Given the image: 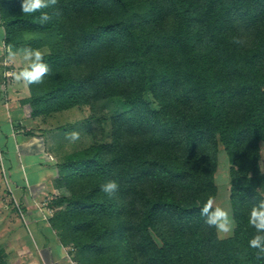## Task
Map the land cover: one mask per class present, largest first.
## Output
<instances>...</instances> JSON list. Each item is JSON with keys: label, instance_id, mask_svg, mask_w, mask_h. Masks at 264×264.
<instances>
[{"label": "trees", "instance_id": "1", "mask_svg": "<svg viewBox=\"0 0 264 264\" xmlns=\"http://www.w3.org/2000/svg\"><path fill=\"white\" fill-rule=\"evenodd\" d=\"M20 2L0 0L5 43L48 49L50 74L24 101L32 118L113 98L128 106L108 136L100 126L59 164L55 185L69 195L51 201L49 222L74 260L264 264L248 247V215L264 199V0H58L44 26ZM221 146L237 223L227 238L200 215L218 193ZM0 264H10L1 245Z\"/></svg>", "mask_w": 264, "mask_h": 264}, {"label": "rangeland", "instance_id": "2", "mask_svg": "<svg viewBox=\"0 0 264 264\" xmlns=\"http://www.w3.org/2000/svg\"><path fill=\"white\" fill-rule=\"evenodd\" d=\"M4 29V25H0V44H2V39L5 41ZM33 45L35 44H27L25 48ZM36 50L44 54L46 52L44 50L47 49L42 46L36 48ZM8 78L4 76V84L6 85L9 83ZM146 98L152 102L154 108L157 107L150 94H147ZM118 100L113 98L102 101L100 110L97 112H92L88 106H83L60 111L47 117L46 127L49 128L50 132H53L50 138L57 142V152L62 155L63 159L67 154L99 140L103 133L102 128L105 135L108 136L111 130V116L128 108L126 104ZM100 119H102L101 123L98 121ZM58 128L60 129L57 130ZM72 131H76L80 135L79 140L74 143L67 139L68 133ZM4 155V149L0 144V245L4 246L8 252L10 264H64L66 261L70 264H78L74 260L71 246L63 248L64 253L61 254L60 257L62 258L58 261L55 253L57 254V250L61 251L60 238L58 237L59 239L55 241V230L49 222L51 214L53 215L57 210L54 208L53 211H50L52 210L50 208L51 201L58 196L69 195V192L65 188L59 193H53L51 190L47 191L45 195L41 194L42 196L36 197V200H33V198L28 199L27 195L24 194L25 201L22 200L21 193L19 194L16 191L15 185L11 182L10 171ZM261 155L260 165L264 172V143L261 146ZM218 158L219 166L215 178L218 193L214 203L216 206L228 210L233 216L230 200L231 165L223 146L220 147ZM46 197L48 199L45 201L44 198ZM37 203L41 205L39 206ZM39 233H42V236ZM232 234L223 238H227ZM45 241L48 244L44 248L42 243ZM50 245L54 246L53 251L49 249Z\"/></svg>", "mask_w": 264, "mask_h": 264}, {"label": "crops", "instance_id": "3", "mask_svg": "<svg viewBox=\"0 0 264 264\" xmlns=\"http://www.w3.org/2000/svg\"><path fill=\"white\" fill-rule=\"evenodd\" d=\"M24 49L26 48L11 49L4 39L0 44V144L4 149L11 182L25 201L24 194L28 199L36 200V197L45 195L47 191L59 193L63 190L55 185L63 157L57 152V142L50 138L53 132L46 127L47 118H32L31 105L24 103L30 97L29 86L15 79V75L27 67L23 60ZM10 50L16 53L15 57H10ZM44 52L46 54L48 49ZM4 76L9 77L7 85L4 84ZM47 199L44 198L45 201ZM39 235L42 236V233ZM55 236L56 241L59 239L56 232ZM46 244L47 241L42 243V247L45 248ZM59 244L61 251L57 250V254L55 253L58 261L62 258L60 256L65 247L60 239ZM49 249L53 251L54 246L50 245ZM64 264L70 263L66 261Z\"/></svg>", "mask_w": 264, "mask_h": 264}, {"label": "clouds", "instance_id": "4", "mask_svg": "<svg viewBox=\"0 0 264 264\" xmlns=\"http://www.w3.org/2000/svg\"><path fill=\"white\" fill-rule=\"evenodd\" d=\"M58 0H21V13L27 16H34L36 22L44 26L48 24L52 16L46 11L57 5ZM38 14V15H37ZM234 44L242 45L244 41L239 38H233ZM10 57H15L16 53L11 52ZM23 60L27 64L22 71L15 75L17 81H22L26 85L41 84L46 75L50 74L48 65L44 62L43 54L36 49L26 48L23 50ZM80 135L76 131L68 133L67 139L70 142H76ZM119 185L115 180H108L101 185V191L109 198L116 195ZM200 215L204 222L217 230L220 238L230 235L237 227L236 220L228 210L216 206L214 200L209 198L201 207ZM248 224L255 230V234L248 241V247L255 250V257L258 261H264V199L259 200L253 205L248 215Z\"/></svg>", "mask_w": 264, "mask_h": 264}, {"label": "built area", "instance_id": "5", "mask_svg": "<svg viewBox=\"0 0 264 264\" xmlns=\"http://www.w3.org/2000/svg\"><path fill=\"white\" fill-rule=\"evenodd\" d=\"M50 211H53V209H52V210H50ZM51 216H52V214H51Z\"/></svg>", "mask_w": 264, "mask_h": 264}]
</instances>
